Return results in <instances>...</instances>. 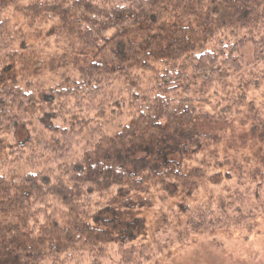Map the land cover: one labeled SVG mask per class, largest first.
<instances>
[{"label":"trees","instance_id":"obj_1","mask_svg":"<svg viewBox=\"0 0 264 264\" xmlns=\"http://www.w3.org/2000/svg\"><path fill=\"white\" fill-rule=\"evenodd\" d=\"M24 10L23 27L55 30L82 58L29 43L0 7V264H147L158 253L129 228L177 183L190 190L167 206L172 222L161 218L163 232L178 228L169 244L264 213V164L224 155L182 174L152 144L129 170L111 147L230 117L264 139V0H32ZM163 20L166 41L132 63L87 59ZM210 104L215 114L202 111ZM214 176L220 193L192 205Z\"/></svg>","mask_w":264,"mask_h":264},{"label":"rangeland","instance_id":"obj_2","mask_svg":"<svg viewBox=\"0 0 264 264\" xmlns=\"http://www.w3.org/2000/svg\"><path fill=\"white\" fill-rule=\"evenodd\" d=\"M30 1L32 0H0V7L4 11V15L11 18L12 23H18L23 27L26 25L23 20L24 7ZM167 26L168 24L163 20L154 26V30L142 27L134 34H129L127 38L120 40L116 45H110L112 53L108 54L106 49L102 52L94 50L88 54L87 59H104V56L107 59L113 55L115 56L114 60L130 64L138 55L150 51L166 41ZM23 28L27 31L26 36L29 43L49 40L50 45H55L51 51L57 50L61 53L65 49L69 58L75 60L76 66L81 63L79 61L82 58L78 50L79 46L71 45L68 40H64L62 37L56 40L55 30L47 34L45 31L34 33L30 31V28ZM128 46H131L132 49H129ZM76 66L74 67L76 68ZM201 109L210 115L217 112L212 104L204 105ZM181 127V129L171 130L164 134H139L132 140H127L125 144L114 143L111 147L120 151L123 164L129 170H133L134 165L139 168L146 163L143 157L146 155L145 152L152 150V144L157 145L154 151L165 152L167 155L169 154V160L173 159L176 165L180 164L182 174H185V169L196 166L203 158L206 160L214 157L221 159L224 155L236 156L242 161H253L254 165L257 162V166L264 164V139L259 138L257 132H251L249 124L242 117H230L220 122L201 121L195 126V130H191L188 125ZM26 128H30V126L25 125L24 128H20L21 138L27 135ZM192 132L195 134L194 136L201 138V141H196L195 147L185 153V146L192 138ZM182 154H185L183 159ZM160 163L164 164V162ZM161 165L160 169L155 168L156 173L161 172L165 167V165ZM223 169L225 168H217L215 172H221ZM214 177L216 178L214 183L209 178L207 182H201L199 188L195 187L198 188L196 194L187 198L192 205L208 199L212 194L215 196L220 193L221 189L214 184L220 180L221 176ZM167 187L168 190L165 194L168 196L165 202H160L156 198L151 208L135 215L137 221L129 228L131 229L130 233L144 237L157 251V256L147 264H264V213L243 225L189 233L183 242L167 243L170 239L169 235L175 237L178 228L163 232L162 228L165 225L161 218L163 219L164 216L169 222H172L174 216L170 211L166 212L167 206L175 208L179 203L185 204V193L190 190L183 189L179 183L176 186L167 185ZM127 227L126 224L122 225V229H127Z\"/></svg>","mask_w":264,"mask_h":264}]
</instances>
